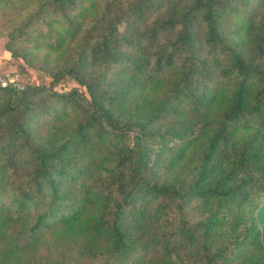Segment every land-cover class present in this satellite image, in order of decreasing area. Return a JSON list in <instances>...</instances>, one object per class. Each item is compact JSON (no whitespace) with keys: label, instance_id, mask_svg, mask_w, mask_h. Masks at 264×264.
Wrapping results in <instances>:
<instances>
[{"label":"trees","instance_id":"obj_1","mask_svg":"<svg viewBox=\"0 0 264 264\" xmlns=\"http://www.w3.org/2000/svg\"><path fill=\"white\" fill-rule=\"evenodd\" d=\"M0 37L85 91L0 87V264H264V0H0Z\"/></svg>","mask_w":264,"mask_h":264},{"label":"rangeland","instance_id":"obj_2","mask_svg":"<svg viewBox=\"0 0 264 264\" xmlns=\"http://www.w3.org/2000/svg\"><path fill=\"white\" fill-rule=\"evenodd\" d=\"M167 2V1H166ZM6 39L0 37V87L10 84L19 89L27 86L45 87L56 92H67L72 88L77 89L78 93H84L83 88L79 87L72 79L63 77L58 80H53L48 75L49 69L54 67L53 57L47 58V63L41 62L42 54L35 56L34 62L28 64L23 60H18L10 56V53L5 47ZM65 251L59 248H53L52 241L46 239L41 245V255L52 260L61 259L63 263L69 261L71 255H65Z\"/></svg>","mask_w":264,"mask_h":264},{"label":"built area","instance_id":"obj_3","mask_svg":"<svg viewBox=\"0 0 264 264\" xmlns=\"http://www.w3.org/2000/svg\"><path fill=\"white\" fill-rule=\"evenodd\" d=\"M5 85H3L2 87H4Z\"/></svg>","mask_w":264,"mask_h":264}]
</instances>
